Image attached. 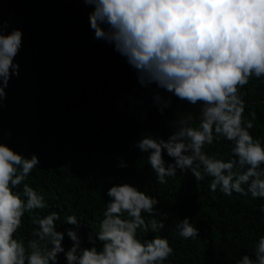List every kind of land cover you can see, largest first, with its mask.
Segmentation results:
<instances>
[{
	"label": "clouds",
	"instance_id": "9594fccd",
	"mask_svg": "<svg viewBox=\"0 0 264 264\" xmlns=\"http://www.w3.org/2000/svg\"><path fill=\"white\" fill-rule=\"evenodd\" d=\"M84 4L92 7L93 38L125 59L140 87L151 93L157 112L163 116L171 109L173 97L180 101L173 118L165 121L166 138L143 131L132 145L147 153L157 183L167 184L166 178L179 171L191 173L195 181L211 178V192L264 200V140L252 134L257 116L254 111L245 115L251 106L244 99L250 80L264 83V0ZM8 26L7 21L0 24V108L9 80L19 75L15 57L23 46L22 30L9 32ZM224 141L227 156L212 151ZM118 161V168L128 166L123 158ZM38 164L37 155L25 157L0 142V264H60L61 254L64 264H166L174 255L168 237L161 235L168 212L158 207L157 196L134 183H112L98 229L75 213L58 225L60 212H45L50 207L45 196L27 183ZM259 211L264 216V204ZM25 219L32 227L29 235L22 232ZM192 220L185 216L175 224L180 238L200 239ZM81 222L89 227L86 240ZM64 224L74 227L58 230ZM65 236L71 241L67 249ZM235 264H264V233Z\"/></svg>",
	"mask_w": 264,
	"mask_h": 264
},
{
	"label": "trees",
	"instance_id": "16d2710c",
	"mask_svg": "<svg viewBox=\"0 0 264 264\" xmlns=\"http://www.w3.org/2000/svg\"><path fill=\"white\" fill-rule=\"evenodd\" d=\"M91 10L84 0H0V24L7 21L9 32L18 28L23 33L15 57L19 75L9 80L5 107L0 108V142L25 157L38 156L40 164L27 183L45 196L50 206L45 212H60L58 225L75 213L98 229L107 189L120 181L134 183L157 196L158 207L168 212L161 235L168 237L174 255L166 264H235L240 252L249 251L264 233L259 211L264 200L211 192V178L195 181L191 173L179 171L166 178L167 184L157 183L147 153L132 145L143 131L166 138L165 121L173 118L180 101L173 97L171 109L163 116L157 112L151 93L140 87L125 59L93 38ZM245 90L251 106L245 115L254 111L257 116L252 134L264 140V83L253 78ZM212 151L227 156L228 142ZM118 158L128 166L118 168ZM185 216L193 217L200 239L176 234L175 224ZM81 223L86 240L89 227ZM72 227L64 224L58 230ZM31 231L25 219L22 232ZM63 244L70 247L67 236Z\"/></svg>",
	"mask_w": 264,
	"mask_h": 264
}]
</instances>
